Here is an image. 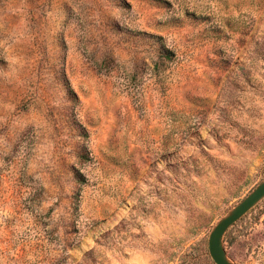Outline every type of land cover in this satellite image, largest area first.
Listing matches in <instances>:
<instances>
[{
  "label": "rangeland",
  "instance_id": "1",
  "mask_svg": "<svg viewBox=\"0 0 264 264\" xmlns=\"http://www.w3.org/2000/svg\"><path fill=\"white\" fill-rule=\"evenodd\" d=\"M263 180L264 0H0V264H215Z\"/></svg>",
  "mask_w": 264,
  "mask_h": 264
},
{
  "label": "water",
  "instance_id": "2",
  "mask_svg": "<svg viewBox=\"0 0 264 264\" xmlns=\"http://www.w3.org/2000/svg\"><path fill=\"white\" fill-rule=\"evenodd\" d=\"M263 198L264 180L214 225L208 237V251L215 264H236L228 257L224 249L223 234L230 225L241 218Z\"/></svg>",
  "mask_w": 264,
  "mask_h": 264
}]
</instances>
